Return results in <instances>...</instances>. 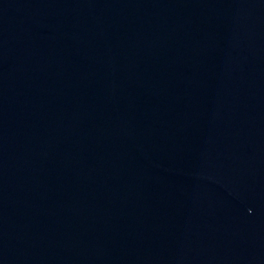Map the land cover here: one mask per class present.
<instances>
[{
	"label": "water",
	"instance_id": "water-1",
	"mask_svg": "<svg viewBox=\"0 0 264 264\" xmlns=\"http://www.w3.org/2000/svg\"><path fill=\"white\" fill-rule=\"evenodd\" d=\"M253 264H264V242H262Z\"/></svg>",
	"mask_w": 264,
	"mask_h": 264
}]
</instances>
